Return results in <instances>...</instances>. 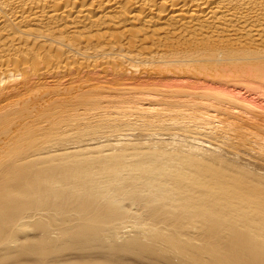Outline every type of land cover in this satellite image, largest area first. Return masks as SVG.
Instances as JSON below:
<instances>
[{
    "label": "bare ground",
    "instance_id": "6f19581e",
    "mask_svg": "<svg viewBox=\"0 0 264 264\" xmlns=\"http://www.w3.org/2000/svg\"><path fill=\"white\" fill-rule=\"evenodd\" d=\"M0 264H264V0H0Z\"/></svg>",
    "mask_w": 264,
    "mask_h": 264
}]
</instances>
